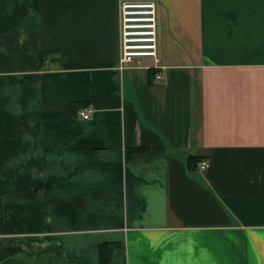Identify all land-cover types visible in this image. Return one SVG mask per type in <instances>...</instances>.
<instances>
[{
	"label": "crops",
	"instance_id": "0c3cea01",
	"mask_svg": "<svg viewBox=\"0 0 264 264\" xmlns=\"http://www.w3.org/2000/svg\"><path fill=\"white\" fill-rule=\"evenodd\" d=\"M154 1L119 69L121 0H0V264H264V0Z\"/></svg>",
	"mask_w": 264,
	"mask_h": 264
},
{
	"label": "built area",
	"instance_id": "2783aa9c",
	"mask_svg": "<svg viewBox=\"0 0 264 264\" xmlns=\"http://www.w3.org/2000/svg\"><path fill=\"white\" fill-rule=\"evenodd\" d=\"M157 6L154 0H121L118 15L119 69L143 58H151L158 62ZM156 77L161 78L160 75ZM80 115L88 119L90 109H82ZM207 166V162L202 161L198 167L204 170Z\"/></svg>",
	"mask_w": 264,
	"mask_h": 264
},
{
	"label": "trees",
	"instance_id": "16d2710c",
	"mask_svg": "<svg viewBox=\"0 0 264 264\" xmlns=\"http://www.w3.org/2000/svg\"><path fill=\"white\" fill-rule=\"evenodd\" d=\"M195 162V158L194 156H191L189 157V164L190 166H192V164ZM99 255H100V261L102 263H106L110 260L111 258V255H112V252L114 250V246H112V244H101L99 246Z\"/></svg>",
	"mask_w": 264,
	"mask_h": 264
}]
</instances>
